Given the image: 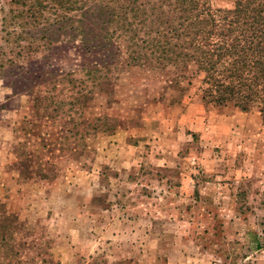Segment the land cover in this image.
<instances>
[{"label": "rangeland", "instance_id": "rangeland-1", "mask_svg": "<svg viewBox=\"0 0 264 264\" xmlns=\"http://www.w3.org/2000/svg\"><path fill=\"white\" fill-rule=\"evenodd\" d=\"M9 6L0 0V204L25 222L24 264H264L259 113L204 105L193 87L169 105L162 80L122 64L111 94L71 106L72 85L92 87L93 55L57 34L18 55L29 39L1 25ZM48 96L57 111L35 105ZM100 114L120 126L92 132Z\"/></svg>", "mask_w": 264, "mask_h": 264}, {"label": "trees", "instance_id": "trees-1", "mask_svg": "<svg viewBox=\"0 0 264 264\" xmlns=\"http://www.w3.org/2000/svg\"><path fill=\"white\" fill-rule=\"evenodd\" d=\"M9 5L1 25L19 28L13 32L15 42L29 39L18 55L46 47L54 34L68 35L93 55L92 66L83 70L93 79L92 87L72 85L78 90L68 102L71 106L96 91L111 94L110 74L122 64L162 80L160 96L169 105L181 103L193 87L204 105L255 109L264 125V0H230L225 5L214 0H9ZM35 101L43 102L45 110L58 109L59 100L52 96ZM80 125L74 126L82 135ZM87 125L92 132L114 131L120 121L100 114ZM3 206L0 264H24L20 249L26 246L27 227ZM39 261L60 264L51 255Z\"/></svg>", "mask_w": 264, "mask_h": 264}]
</instances>
